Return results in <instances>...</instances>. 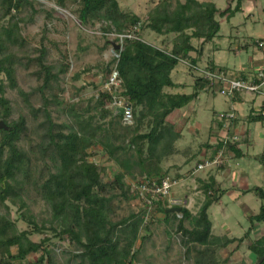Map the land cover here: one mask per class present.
I'll return each mask as SVG.
<instances>
[{
	"label": "trees",
	"instance_id": "trees-1",
	"mask_svg": "<svg viewBox=\"0 0 264 264\" xmlns=\"http://www.w3.org/2000/svg\"><path fill=\"white\" fill-rule=\"evenodd\" d=\"M244 1L228 0L227 6L221 9L212 0H159L142 19L137 14L123 11L118 0H74L78 5L75 13L82 25L100 21L106 23L104 34L115 30L137 36V39L126 40L118 60L103 64L101 75H95L96 78L100 75V82L107 80L118 62L123 89L120 96L132 107L134 118L132 124L126 125L122 116L114 115L111 108L113 95L100 89V84L95 86L97 94L86 106L68 103L63 98L62 78L68 74L69 64H47L46 47L34 49L22 33L20 14L27 7L36 13L34 1L0 0V121L8 128L0 131V264H54L52 254L57 244L54 239L67 240L75 248L69 262L136 264L146 240V237L141 238V230L155 222L159 214L164 220L173 218L177 222V230L187 248L186 254L192 257L194 264L229 262L230 255L223 258L222 254L234 244L236 247L231 255L238 252L245 239L213 234L209 211L227 192L214 176L208 179L192 177L204 195L197 199L196 214L188 207L189 191L177 197L183 204L181 213H174L163 207L162 202H154L149 209L141 193L132 192V185L143 180L160 183L166 177L179 181L181 185L186 178L184 173L172 177L169 175L172 168H165L168 159L178 152L177 143L182 138L181 132L170 121L171 116L198 100L202 92L212 93L214 97L218 92L188 67L196 75L193 92L169 93L168 89L181 86L173 81L172 73L183 61L198 66L205 44L214 41L220 32L217 17L231 19L242 12ZM58 6L65 9V0H58ZM146 30L157 37L172 36L170 51L166 43L165 49H161L144 41ZM196 41L201 42V48H197ZM259 42L264 40L252 45L263 50ZM240 48L246 50L248 46ZM37 52L39 56L32 57ZM32 63L39 67L38 76L43 80L36 89L43 99V107L39 109L34 107L31 94L26 93L18 81L19 69H27ZM206 68L217 69L213 61H209ZM250 76L232 75L246 80ZM79 77L77 75L76 79ZM8 90L18 91L23 96L34 119L40 114L44 116V121L39 124L41 141L37 145L31 143L28 150L19 145L27 134V119L21 116L17 121L11 120L13 106L6 97ZM239 95L230 100L236 103ZM50 106L57 109L58 116L63 115L67 120L55 119ZM229 112L235 113V119L215 118L213 121L234 124L237 113L234 109ZM249 118L251 122H263L264 111ZM230 131L231 127L226 133L229 138L226 147V140L220 137L216 144H207V149L225 147L227 155L232 152L236 158H241L245 135ZM234 137L239 140L233 141ZM97 153H103L118 167L107 181L104 179L106 169L91 161ZM253 192L264 201L263 188L253 189ZM33 193L45 201L51 211V218L46 223H40L32 210L30 200ZM172 193L176 194L174 189ZM119 195L133 196L145 204L140 212L113 222L110 218L112 203ZM146 198L151 199V195ZM11 208L17 209L19 219L27 229L19 230L10 216ZM248 219L254 225L264 223V205L258 215H249ZM187 221H191V228L186 226ZM254 229L252 226L249 232ZM34 235L44 237L36 242L32 239ZM140 241L141 246L137 248ZM248 250L255 258L254 264H264V261L259 262L264 255V235L250 240ZM33 255L39 256L31 260Z\"/></svg>",
	"mask_w": 264,
	"mask_h": 264
},
{
	"label": "rangeland",
	"instance_id": "rangeland-1",
	"mask_svg": "<svg viewBox=\"0 0 264 264\" xmlns=\"http://www.w3.org/2000/svg\"><path fill=\"white\" fill-rule=\"evenodd\" d=\"M28 1H34V9L37 12L34 13L33 9L27 7L20 14L24 37L31 42L34 49L46 47L48 52L46 56L47 64L56 65L58 62L69 64V72L62 78L63 98L68 103H81L82 106H86L88 101L97 94L95 86L100 84L101 89L100 68L103 67V64L110 62L114 56L110 39L104 35L103 28L106 23L95 21L82 25L75 13L78 5L74 0H65V9L58 6V0ZM227 1L216 0V3L219 8L224 9L227 6ZM118 2L123 11L137 14L145 19L159 0H118ZM217 21L220 23V32L214 41L205 44L203 55L198 60V66L205 67L209 61H214L217 68H233L234 65H240L242 61L244 63L249 62L250 57L258 54L259 48L252 45V43L261 40V38L264 39V0H246L243 2L241 13L236 14L229 20L217 17ZM172 38V36L157 37L149 30H146L143 34L144 41L161 49H165L164 44L166 43L169 45V51L172 47ZM107 42H109V45H107ZM195 45L197 48H201L202 44L196 41ZM241 45H247L249 51H243L240 56H237L234 48ZM195 55L197 56V54ZM38 56L39 52L33 54L32 57ZM38 72L39 67L36 63L30 64L27 69L21 68L18 71L19 85L26 93L31 94L30 100L36 109L43 107V99L36 92L43 81L38 76ZM98 74L100 75L96 78L95 75ZM77 75H80L78 79H76ZM172 79L181 85L173 92L177 94H191L193 92L196 75L185 65L180 64L175 69L172 73ZM83 87H85L84 90H82ZM6 97L11 100L13 106L11 120L17 121L21 116L27 119V134L19 142V145L21 148L28 150L31 143L37 145L41 141L42 129H39V124L44 121V116L40 114L38 119H34L30 110L26 107L23 96L18 91L8 90ZM225 99L219 94L214 97L212 93L204 91L200 94L198 100L171 116V121L175 123L177 130L182 132V138L177 143L178 152L168 159L165 168H172L169 173L172 177L181 173L186 176L181 185L174 188L176 194H172L174 198L178 199L177 197L182 192H191L188 207L195 214L197 213V199L204 195L202 190L197 188L196 179H193L190 174L199 161L207 158L208 155L204 151V149L208 150L206 145L216 144L220 140V132L217 130L211 132V125L212 120L216 118L215 114L218 113L217 115H219L230 111L229 105L223 102ZM49 110L55 119L60 117L59 121L67 120L63 115L58 116L55 107L50 106ZM225 136L226 134L222 138ZM258 138L262 139L263 137L258 136ZM255 142L256 144L250 149H244L249 152L250 158L245 157L241 160L230 161V165L234 166V172L232 173L234 177L228 179L225 176L228 179H226L227 181L225 179L220 180L223 188L230 191L234 187L235 190L232 189V191L235 193L224 195L221 201L214 204L209 211L214 235L245 239L238 252L231 255L232 250L236 247V244H234L222 254L223 258L230 255L227 264H242L243 262L254 264L255 258L248 250L249 241L258 238L257 234L260 229L264 230V223H255L254 225L248 219L249 215H258L261 212V206L264 205V201L253 192V189L258 187L264 189V166L260 163L261 157L264 155V146L258 139ZM222 149L223 147L218 150L216 146L213 152L217 154ZM209 150L210 154L212 148H209ZM258 156L260 161L256 160ZM91 161L106 169V172H104L106 181L118 169L116 164L109 161L103 153H97ZM237 163L239 166H236ZM40 167H42V164H40ZM175 167H179L180 170ZM214 170L217 176H222L221 168ZM207 172L199 174L203 176ZM130 181L128 180V182ZM30 202L39 222L46 223L51 218V211L45 201L33 193ZM112 205L113 212L110 218L113 222L129 216L131 213H138L143 207L141 200L133 196L125 198L122 195H119ZM10 213L19 230L27 229L26 224L19 219L16 208H11ZM186 226L191 228V221H187ZM252 226L255 230L251 233L249 229ZM147 227H143L141 230V238L146 237V240L142 246L141 241L137 244V248L140 246L142 248L137 256L136 264H194L192 257H188L186 254L187 248L182 243V234L178 232L177 222L173 218L164 220V217L159 214L155 222L149 226L147 225ZM247 233H249V236ZM43 237L34 235L32 239L39 242ZM53 241L57 243L52 254L54 264L79 263L78 260L69 262L72 255L75 254V248L70 246L67 240L62 242L54 239ZM38 256L33 255L30 259L35 260Z\"/></svg>",
	"mask_w": 264,
	"mask_h": 264
},
{
	"label": "built area",
	"instance_id": "built-area-1",
	"mask_svg": "<svg viewBox=\"0 0 264 264\" xmlns=\"http://www.w3.org/2000/svg\"><path fill=\"white\" fill-rule=\"evenodd\" d=\"M104 35L109 37L110 43L115 42L117 45H120L121 49L116 51L110 44L114 53L113 59L117 60L120 58V53L123 50V46L126 40L137 39V36L134 33L120 34L115 30H113L109 34ZM259 47L263 48L264 42H259ZM183 64L189 67V69H193V71L199 77L209 82L210 86L214 87L221 97L231 99L237 94H252L255 96L264 97V65L256 69L255 72L251 74L250 78L246 80L244 78L232 77L230 72L225 69H208L206 67L193 66L192 64H189L185 61H183ZM117 66L118 62L114 64L110 77L107 80H102L100 82L102 84L101 88L103 91H107L113 95V103L111 106L113 111H115V109L117 108L124 109V113L122 115L123 123L126 125H130L133 123L134 119L133 111L132 107L128 105L126 101L120 96V93L123 92V89L122 79H120L119 77ZM235 117L236 115L234 112H225L218 115L219 120L225 121L235 119ZM224 139L226 140L224 143L226 147L227 140H229V138L225 136ZM238 140L239 137L233 138V141ZM225 147L213 157L206 158L201 163L197 164L190 176L195 177L203 171L222 168L225 164H227L228 159L225 152ZM179 185V181L171 179L169 177L164 178L160 183L143 180L140 183L136 182L132 185V192L139 191L141 193L142 199L146 201V204H142H145L149 209L152 208L154 202H162L163 207L167 208L170 211L175 208H180L183 204L182 200L173 198L172 196V190ZM146 195H151V199L146 198ZM179 217H181V215ZM148 218L150 217L148 216Z\"/></svg>",
	"mask_w": 264,
	"mask_h": 264
},
{
	"label": "crops",
	"instance_id": "crops-1",
	"mask_svg": "<svg viewBox=\"0 0 264 264\" xmlns=\"http://www.w3.org/2000/svg\"><path fill=\"white\" fill-rule=\"evenodd\" d=\"M212 1L217 5L216 0H212ZM261 40H264V39L261 38ZM241 46H238L237 48H234V49H237L235 51V54L237 56H240L243 51H246V52L249 51L248 49L244 50V49L240 48ZM239 60H240V58H239ZM214 64L216 66V63H214ZM263 65H264V49L263 50L259 49L258 54H254L252 57L249 58V62L244 63V61H242V62H240V65H238V66L234 65L233 68H229V67L228 68L223 67V68L225 70L229 71L230 74H232V75H234L236 77H247V76L253 74L256 69L262 67ZM216 68H217V66H216ZM177 84H179V83H177ZM177 89H168L167 92L173 93V94H177V93L173 92L174 90H177ZM222 98L225 99L224 97H222ZM223 102L225 104L227 103L229 105V110L234 109L236 111L237 117H238L237 121L234 122V124H232V123H229V122L221 123V122H215V121L212 120L211 132L213 130H217L218 132H220V135L222 137V136H224L227 133V130L231 127V131L230 132H234V133L236 132V133H238L241 136L245 135L246 142L242 145V148H243L242 150H243L244 154H243V156L241 158H236L234 156V153H232V152L228 153V155H227V159H228L227 160V164H226V166L224 168H221L222 169L221 173H223L222 176H217L215 174V170L208 171L203 176H202V174L198 175L200 178H203V179H208L210 176H214L216 178L217 183L222 188H223V186L221 185L220 180H222V179L226 180L227 178L228 179H232L234 177L233 174H232L234 172V169H233L234 166H232V164L230 165V161L231 160L232 161L233 160H236V161L237 160H241V159H243L245 157L250 158L249 152L245 151L244 149L245 148L250 149L251 147H253L256 144V142H255L256 139H258L259 142L262 143L263 146H264V121L263 122H251V120L249 118L250 115H254L255 116V115H258L260 112L264 111V97L255 96V95H252V94H241V95H239L237 97L236 103H234L230 99H225V101H223ZM180 111L181 110H179L177 112H180ZM217 114H215L216 118H217ZM214 120H215V118H214ZM172 123H174V122H172ZM181 134H182V132H181ZM222 134H224V135H222ZM258 136L259 137L262 136L263 138L260 139V138H258ZM208 150L204 149V151L208 155L207 158L214 155L213 148H212L210 154H209L210 150L209 151ZM256 160H259V156L256 157ZM260 163L263 164V166H264V158L261 159ZM236 166H239L238 163L236 164ZM235 170H237V169H235ZM181 174H183V173H181ZM236 176H237V174H236ZM234 184H235V182H234ZM258 188H262V187H258ZM223 189H225V188H223ZM232 189L235 190L234 187ZM232 189H230V191H232ZM226 190H227L226 194L231 193V195H233L235 193L234 191L230 192L228 189H226ZM247 190H248V188H247ZM247 190L245 189V191H247ZM184 192H182V194ZM179 195H181V194H179ZM247 216H248V214H247ZM263 235H264V230L260 229L259 233L257 234L258 238H260ZM258 238H255V239H258Z\"/></svg>",
	"mask_w": 264,
	"mask_h": 264
},
{
	"label": "water",
	"instance_id": "water-1",
	"mask_svg": "<svg viewBox=\"0 0 264 264\" xmlns=\"http://www.w3.org/2000/svg\"><path fill=\"white\" fill-rule=\"evenodd\" d=\"M110 44L113 46V48L116 51L121 49L120 45H117L115 42H111ZM123 113H124V109L123 108H117L114 111V115L115 116H122ZM2 129L8 130V128L4 125L3 122L0 123V130H2ZM170 211L171 212H174V213H181V208H175V209H172ZM263 261H264V255L259 259V262L260 263H262Z\"/></svg>",
	"mask_w": 264,
	"mask_h": 264
}]
</instances>
